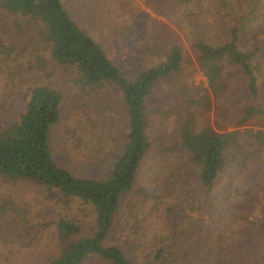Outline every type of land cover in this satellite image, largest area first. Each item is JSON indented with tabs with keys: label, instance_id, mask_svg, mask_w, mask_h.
I'll list each match as a JSON object with an SVG mask.
<instances>
[{
	"label": "rangeland",
	"instance_id": "rangeland-1",
	"mask_svg": "<svg viewBox=\"0 0 264 264\" xmlns=\"http://www.w3.org/2000/svg\"><path fill=\"white\" fill-rule=\"evenodd\" d=\"M61 1L79 26L118 64L124 76L134 77L153 59V53L165 52L174 43L180 45L184 58L180 70L158 83L149 98L151 126L148 132L160 146L151 149L143 160L136 181L149 197L131 195L129 203L120 210L118 227L110 242L123 248L134 264H142L173 228L177 239L180 232H188L189 242L196 239L201 242L212 233L207 232L208 227L216 225L226 227L221 231L224 237L232 232L236 236L231 233L229 237L240 241L241 225H246L244 219L249 217L250 210L245 205L231 210L235 199L225 194L229 185L225 179L216 186L215 197L209 196L216 208L213 212L197 217L186 208L190 189L182 180L179 160L171 154L174 152L172 141L180 129L176 112L182 121L187 112H192L191 120L196 128L209 125L225 131L237 126L251 101L248 94L241 93L246 77L226 63L223 77L228 88L213 98L197 64L199 52L195 43L223 44L231 27L242 26L244 44L253 46L252 37L263 44L264 0ZM16 17L0 11V43L12 47L8 51L4 48L7 52L0 60V118L7 121L15 117L21 93L27 86L54 85L63 93L64 101L59 119L50 130L52 156L76 173L106 174L127 132L121 94L105 83L95 86L78 83L75 72L63 66L51 63L43 69L38 67L33 58V48L42 46L38 41V25L29 18ZM16 20L21 21V28L16 26ZM42 53L45 54L46 49ZM260 57L258 62L262 64L255 74L257 80L263 82L264 56ZM7 96L12 99L8 101ZM203 97L210 100L209 108L202 105ZM10 105L13 109L8 112L6 108ZM246 124L241 130L259 126L253 122ZM164 153L170 155L166 158ZM235 198L239 199L240 193ZM4 199H11L26 209L27 222L22 232L7 227L0 230V264H49L68 241L59 235L61 221L79 225V236L92 228L88 205L77 198H47L45 188L32 181H18L13 185L0 177V201ZM178 242L175 253L180 259L185 256L184 242L182 240L183 245ZM167 244L170 245L171 240Z\"/></svg>",
	"mask_w": 264,
	"mask_h": 264
},
{
	"label": "trees",
	"instance_id": "trees-1",
	"mask_svg": "<svg viewBox=\"0 0 264 264\" xmlns=\"http://www.w3.org/2000/svg\"><path fill=\"white\" fill-rule=\"evenodd\" d=\"M0 11L14 14L16 18H29L38 25V41L42 46L33 48L36 53L33 58L41 69L52 63L73 70L78 83L90 86L105 83L118 89L125 102L127 124L121 149L106 174L76 173L60 165L50 150V130L59 119L63 93L50 83L27 86L21 93L15 117L7 121L0 118V177L13 185L18 181H32L45 188L47 198H77L90 207L92 228L89 233L79 236L80 226L69 221L58 224L59 235L68 241L49 264H134L110 238L118 227L120 210L129 203L131 195L149 197L145 189L136 184L143 160L151 149L160 146L148 132L151 126L149 98L158 83L180 70L184 61L180 45L174 43L165 52L153 53V59L131 78L122 74L118 64L79 26L61 0H0ZM15 23L21 28V21ZM242 29V26L231 27L223 44L195 43L199 52L197 64L213 98L228 88L223 77L226 63L246 77L241 93L248 94L251 101L237 126L225 131L209 125L196 128L191 120L192 112L186 113L184 121L176 112L180 129L175 133L171 153L179 160L182 180L190 189L186 208L197 217L216 209L209 196L215 197L216 186L225 179L229 184L225 194L235 199L231 210L243 205L250 210L249 217L244 219L246 225H241V239L229 237L232 232L224 237L221 231L226 227L210 225L207 232L212 233L204 241L189 242L188 232H180L177 239L173 228L142 264H264V81L259 82L255 74L262 64L258 59L264 56V42L260 44L259 39L252 37L254 44L249 47L242 42ZM0 46L3 47L1 60L12 47L1 43ZM6 99L9 101L12 97ZM189 100H193L192 96ZM201 102L205 109L210 107L211 102L206 97L201 98ZM2 108H5L3 102ZM12 109L10 105L6 111ZM251 122L259 126L241 130ZM167 155L170 154L164 153L165 157ZM239 193L240 198L236 199ZM241 199L245 201L241 203ZM26 216L27 210L13 200L0 201V230L7 227L24 231ZM75 234L77 237L73 236ZM181 239L185 256L179 255L177 259L175 251L179 246L176 243L182 244Z\"/></svg>",
	"mask_w": 264,
	"mask_h": 264
}]
</instances>
